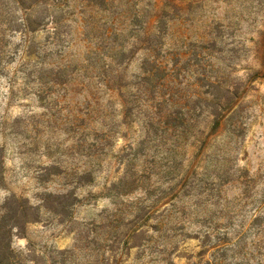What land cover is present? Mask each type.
I'll use <instances>...</instances> for the list:
<instances>
[{
    "label": "rangeland",
    "instance_id": "obj_1",
    "mask_svg": "<svg viewBox=\"0 0 264 264\" xmlns=\"http://www.w3.org/2000/svg\"><path fill=\"white\" fill-rule=\"evenodd\" d=\"M164 2L113 0L109 11H88L98 28L83 26L85 34L66 46L62 63L72 76L54 77L56 65L44 66L50 78H26L18 71L19 35L4 46L0 217L6 229L22 222L10 234L12 264H188L186 256L200 250L196 232L203 230L204 218L228 228L233 241L245 230L240 244L254 256L237 264H263L255 246L264 228V78L255 80L256 91L246 84L264 68V0H176L182 9L168 10L163 18L168 29L157 37L156 16ZM46 36L39 32L36 40L45 43ZM151 44L160 59L188 54L180 59L184 94L211 98L202 73L232 88L247 125L227 145L231 175L220 178L218 158L228 127L212 134V117L207 111L198 116L199 103L191 104L196 137L188 135L178 151L170 140L138 145L145 135L143 119L129 100ZM43 50L50 54L58 46ZM238 168L249 170L245 179L234 175ZM170 204L183 211L181 223L161 225ZM256 215L261 218L254 221Z\"/></svg>",
    "mask_w": 264,
    "mask_h": 264
},
{
    "label": "trees",
    "instance_id": "obj_2",
    "mask_svg": "<svg viewBox=\"0 0 264 264\" xmlns=\"http://www.w3.org/2000/svg\"><path fill=\"white\" fill-rule=\"evenodd\" d=\"M167 1L164 2L160 12L156 16L157 37H162L168 29L166 22L163 20L168 10L182 9L176 3V0ZM110 2L113 3V0H0V58L3 59V56L7 55L4 54L7 52L4 46H9L10 41L8 40L13 38L14 34H18V45L22 46L20 53L23 59L21 69H18V71L22 72L26 78L35 76L37 80H42L45 76L50 78L52 75L58 78L57 75L62 76L64 73L72 76V73L70 74L67 71L69 66L62 63L67 58L66 46L74 45L73 40H77L80 34H85L83 26L90 25L92 31L98 28L95 16L90 15V20H88L87 12L109 11ZM114 13H116V16L118 13L121 16L125 14V12L117 13V11ZM137 14L138 11L135 10V16ZM67 22H72L73 25H67ZM39 32H47L45 43L36 40ZM106 35L108 36L109 34ZM33 46H38L37 48L42 50V52H36ZM43 46H58V50L55 52L51 51L49 54L48 51L43 50ZM155 46L157 45L151 44V47L148 48L152 49L151 55L142 66L143 73L138 78V83L136 84L137 92L132 94V100H129L132 104L134 103V107L131 109H136V116H140L143 119L145 135L138 145L146 146L151 143H157L162 146L170 140L177 148L174 151H178L180 142L186 140L188 135L191 134L193 137H196L192 134L191 128L193 118L195 115L197 116V112H193L194 106H191V104L194 102L198 106L199 103L198 116L207 111L212 117V134H217L225 124L228 127V142L226 146L223 145L221 148H218L221 152L218 158H222V167L220 169H222L223 174L220 178L225 177V175H231L232 172L227 169V161H229L227 156L229 148L227 145H230L229 142L238 140L245 133L247 125L246 116L239 109L237 98H234L236 96L231 95L232 88L224 87L222 85L223 82L219 79L215 81L208 80L206 74L202 73V80H205L206 84L204 85L208 88L205 93L210 95L211 98L204 97L197 92L194 95L184 94L182 92L183 87H180L181 85L183 86L184 82L179 80L182 77L180 59H187L188 54L186 52L180 54L174 53L173 58L170 57L171 60L167 55H164L160 59L155 55L157 51ZM55 54L59 56L58 60L53 58ZM34 55H37L36 58L32 57ZM56 65L59 68L56 74L49 75L51 71L48 68L47 70L44 68V66L53 67ZM3 71H5L4 66L0 63V77H2ZM16 76L15 74L9 77V84L14 83ZM258 78H264V68L255 71L253 75L249 76L246 89L256 91L254 82ZM200 81H198V86L204 87ZM214 89H218V92ZM222 89L227 93L224 94ZM222 91L223 94L219 93ZM192 96L196 98V101H193L194 98ZM204 140H207V138ZM199 142H201V139H199ZM248 172L249 170L246 168H238L233 171L234 175L240 174L239 179H245V173ZM138 181L140 182L141 180ZM113 185L116 186L117 183ZM262 196L260 208L264 205V194ZM170 206L169 209H166L161 214L163 217L161 225L181 223L177 220L180 219L183 211L178 206H175V204H170ZM144 214H149V212L145 211ZM144 214L138 215L136 220L141 221L144 218ZM259 218L261 216L256 215L254 221L259 220ZM4 220V216H1L0 264H12L10 234L13 228L18 227L19 229V225L22 222H14L12 228L6 229V224L3 223ZM164 220L166 221L164 222ZM201 225L203 230L196 232L201 238L200 250L186 256L188 264H237L238 259L245 262L251 261L250 259L252 258L250 256L253 255L252 252L247 250L246 244H240L245 230L237 233L233 241L229 237L228 228L223 230L217 224L212 223V220H208V218L201 220ZM169 229L171 231L174 230L173 227ZM257 234L259 235L258 241L263 243L259 242L255 248H258L261 262L264 264V252H261L262 248L264 249V228H259ZM233 260L237 262H232Z\"/></svg>",
    "mask_w": 264,
    "mask_h": 264
}]
</instances>
